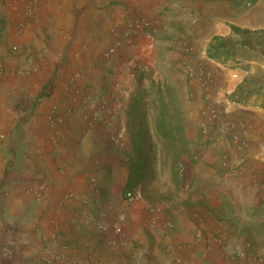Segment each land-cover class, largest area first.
<instances>
[{
  "label": "crops",
  "instance_id": "0c3cea01",
  "mask_svg": "<svg viewBox=\"0 0 264 264\" xmlns=\"http://www.w3.org/2000/svg\"><path fill=\"white\" fill-rule=\"evenodd\" d=\"M102 1L39 0L32 15L27 12V0H0V63L4 66L19 63L9 43H25L29 54L36 51L38 39H42L41 43H46L43 54L47 56L41 69L29 77H22L20 73L8 76L0 71V85H11L16 95L25 98L49 84L47 81L52 77L51 71L46 70L49 63H61L55 77L51 78L53 93L37 104L22 122L27 138L43 141L37 152L42 151L46 157L45 151L49 148L44 146L45 141L53 139L54 146H58L53 147L57 149L58 158L48 157L46 165H42L41 161L33 160L32 156L37 153L29 149L31 158L27 157V163L0 172L3 193L0 199V264H175L173 253L193 264H264V236H257L255 231L256 225L264 224V214L259 223L251 222L247 215L249 206L260 204V196L256 194L264 190L261 182L264 143L259 136L253 147L248 148L250 164L247 169L243 168V173L237 176L221 174L213 184L212 178L204 177L199 183L216 188L221 197L203 187L192 194L195 203L209 206L204 213L212 222V228L201 226L205 231L203 237L197 234V224L184 219L185 223L175 232L168 226L158 229L140 226L137 231L134 228L130 243L122 245L110 242L97 226L101 218L97 219L88 206L96 212L100 203V213L109 209V218L114 219L117 211H123L124 205L129 203L122 197L129 177L128 154L132 150L126 109L134 92L143 85L133 58L135 54L146 56L148 52L144 46L132 49L120 45L109 54L117 41L116 34L110 35V28L118 25L122 17L120 9H99L98 2ZM129 1L134 6L132 11L157 21L159 60L165 51L162 48L164 39L171 45L179 37L164 36L170 25L180 24L186 32L198 36L194 39L211 42L215 37L221 39L222 35L234 34L229 23L238 28L253 23H244L242 14L233 22L219 13L211 15L223 9L225 0H202L201 12L195 4L199 0H174L176 13L160 18L158 6L165 0ZM140 39L143 45L144 37L140 35ZM142 59L145 58L140 57L138 61ZM170 60L173 61V57ZM216 74L213 95L214 100L219 101V88H226L230 83L220 86L221 72ZM104 99L110 103L112 111L104 119H95V109H101ZM219 105L227 117L237 114V107L222 98ZM54 107L59 109L52 126L50 113ZM19 111L0 97V117L5 118L6 123L15 120L21 114ZM196 115L197 110L190 118ZM60 138L61 143L57 144ZM222 150L220 146H210L202 152L210 161ZM213 170L210 168L211 173L206 174H212ZM136 189H141V185L134 189L135 193ZM251 189L254 194L249 198L247 191ZM140 212L147 224V211L141 208ZM193 214L197 215L194 211ZM173 242L189 244L173 249Z\"/></svg>",
  "mask_w": 264,
  "mask_h": 264
},
{
  "label": "rangeland",
  "instance_id": "374dc122",
  "mask_svg": "<svg viewBox=\"0 0 264 264\" xmlns=\"http://www.w3.org/2000/svg\"><path fill=\"white\" fill-rule=\"evenodd\" d=\"M173 3H175L174 0H165L159 3L157 11L159 18L176 13L173 10ZM195 4L201 12L202 0ZM98 5L99 9L121 10L122 20L118 25H113L110 28L111 36L125 29L127 24H131L138 18L144 17L153 24V35L143 41L144 48L148 50L146 56L142 55L145 59L142 61L137 59L140 63L148 64L146 75L141 81L143 85L134 92L130 106L126 109L130 139L132 126H141L145 121L149 122L148 129L155 143L154 151L149 152L150 171L145 181L140 184L141 189H136L134 200L124 205L122 209L128 211L123 222L129 238L132 236L131 231L134 228L136 231L141 229L140 226L147 229L168 226L175 232L182 223H185L184 219L191 220L198 225L196 231L201 238L205 232L203 227L210 229L212 226V222L207 220L204 213L209 209V206L205 203H195L192 200V194L195 191H200L203 187V190H208L216 197L221 196L213 186L210 189L209 184L204 183L201 186L199 183L204 181V177L212 178L213 184L221 174L237 176L243 173V168L247 169L250 164L251 154L248 148L253 147L255 138L258 136V139L264 143V0H225L223 9L220 8L219 11L215 10L210 13L211 15L219 13L232 22L240 19L239 14H242L241 20L244 23L253 21L248 27L243 28H238L228 22L232 25V29L234 27L239 29L233 30L234 34L222 35L221 40L225 45L224 48L231 49L228 54H224L223 50L216 51L215 48L219 46V43L215 39L211 42L202 38L194 39L197 35L195 36L193 32H186L180 24L179 26L173 24L170 25L164 36L167 38L173 36V39L179 37L176 38V43L171 45L164 39L162 48L165 51L161 60L157 58L160 36H158L157 21L154 22V18L138 13V11H132L134 6L130 4L129 0H104L98 2ZM193 14L195 16L196 13L193 12ZM191 38L193 39L191 40ZM41 40L38 39L36 51L29 54L25 43H9L10 50L19 57V63L17 66H4L0 63L1 73L8 76L12 73H20L22 77H29L38 72L42 67L41 64L47 59V56L43 54L46 43L45 41L41 43ZM16 45L19 47L15 48ZM105 50L106 48L102 50L101 54ZM171 50L174 52L172 53ZM171 57H173V61L170 60ZM1 60L2 58H0ZM60 64V62L53 65L49 63L46 66V70L51 71V78L55 77ZM217 71L221 72L218 81L220 86L230 83L226 88H219L217 99L221 101L222 98L237 107V114L232 118L227 117L226 111L222 110L219 101L214 100ZM51 78L47 81L50 83L48 89L50 94L38 104L53 93ZM40 91L35 94L30 92L32 96L27 95L22 98L15 94L11 85L7 87L0 85L1 100L10 102L17 111L19 103L26 100L34 101ZM132 105L136 106L135 111H131ZM142 105L145 106L144 111H147L145 117H143ZM58 109V107H54L51 110L52 126L57 120ZM213 109H217L219 114H213ZM196 110V117L191 119L190 116ZM185 114L186 116H184ZM22 117L21 113L15 120L8 121V123L5 122V118L0 117V172L4 169H12L16 164L27 163V157L31 158V155L28 154L29 149H32L34 154L37 153L36 156H32L33 160L41 161L42 165H46L45 161L49 159L48 157L58 158L57 149L53 148L58 146H54L53 139L45 141L44 146L49 148L45 151L48 154L47 158L42 151L37 152L42 148L43 141L31 140L26 137V128L21 122ZM204 121L207 123L206 127L203 125ZM173 128H176L174 137ZM61 140L62 138L56 143H61ZM131 145L132 150L128 154L129 162L130 156H136L132 141ZM210 146L213 148L220 146L221 150L226 149L214 154L208 161L205 152L202 151ZM245 149L247 150L245 151ZM49 154L52 155L49 156ZM187 163L190 171L187 168ZM210 168L214 169L212 174H206L211 173ZM261 182L264 183V176L261 177ZM236 193L239 196L240 191ZM2 194L0 187V199ZM185 194H187L186 197L183 196ZM252 194H254L252 189L247 191L249 198ZM257 196H260V204H253V206H249L250 209L247 208V215L253 223H259L264 214V208L262 209L264 190L256 194ZM122 197H127L124 189ZM100 208V203L97 204L96 212L88 206L89 211L97 219L103 220ZM141 208L145 211L149 208L157 211L159 216L157 222L155 224L147 222L146 226L140 216L141 212L139 213ZM178 209L181 210L177 211ZM193 211L197 215L193 214ZM117 212L120 213L121 210ZM192 216L194 217L192 218ZM101 219L97 221L98 227ZM255 231L257 236H264V224L256 225ZM129 243L130 241L121 244ZM183 244H189V242L180 244L173 242V249L180 245L183 246ZM173 263L193 264L175 256L174 253Z\"/></svg>",
  "mask_w": 264,
  "mask_h": 264
},
{
  "label": "built area",
  "instance_id": "2783aa9c",
  "mask_svg": "<svg viewBox=\"0 0 264 264\" xmlns=\"http://www.w3.org/2000/svg\"><path fill=\"white\" fill-rule=\"evenodd\" d=\"M28 1V8L27 12L28 14H35L37 7H38V1L39 0H27ZM117 35V41L116 45L113 46L109 50V54H112L118 46H129L132 49L138 48V46H144L141 43V40H139V36L142 35V37L147 38L151 37L153 35V24L150 20L142 17L138 18L131 24H129L125 29L121 30L120 32L116 33ZM15 48H18L16 45ZM135 54L133 58V63L135 65V69H138L139 71H146L148 69V64L140 63L137 61L142 55ZM98 102V101H97ZM94 105L96 103L94 102ZM101 109H95V112L93 114L95 119H104L106 115L111 113L112 109L110 108V103L107 102L105 99L100 103ZM213 114L218 113L217 109L212 110ZM233 122V121H231ZM203 125L206 127L207 123L204 121ZM126 200L131 203L135 198V192L130 191L126 195ZM148 213V222L151 224H155L157 222V218L159 217L157 215V211H155L153 208H149L147 210ZM103 220L100 222L99 227L100 229L107 235L110 242L112 243H127L129 241V235L127 233L126 227L123 222V218L125 217V212L121 211L117 214L116 218L110 219L109 218V209H105L102 212Z\"/></svg>",
  "mask_w": 264,
  "mask_h": 264
},
{
  "label": "trees",
  "instance_id": "16d2710c",
  "mask_svg": "<svg viewBox=\"0 0 264 264\" xmlns=\"http://www.w3.org/2000/svg\"><path fill=\"white\" fill-rule=\"evenodd\" d=\"M233 30H239L235 28ZM215 40L219 43L215 49L216 51L223 50L224 54H228L231 52V49L224 48V44L219 37H215ZM137 75H139L140 80H143L146 73L145 71H139L136 69ZM49 84L45 85L42 90L36 95V99L34 101L26 100L23 103H19V110L23 114L21 118V122L27 120L29 115L33 112L35 106L47 95L50 94ZM136 104V103H135ZM136 106H131V111H135ZM141 109L143 110V117L146 116L147 111H144L145 106L142 105ZM133 116V115H132ZM131 116V117H132ZM133 119V117H132ZM143 120V119H142ZM149 122H143L141 126L135 125L131 128V141L133 144V151L136 156H130L129 162V177L127 184L124 188L125 194L127 195L128 192L134 191V189L142 184L147 174L151 168V161L149 160V152L154 151L155 143L153 142L152 135L148 129ZM176 128H173V137Z\"/></svg>",
  "mask_w": 264,
  "mask_h": 264
}]
</instances>
